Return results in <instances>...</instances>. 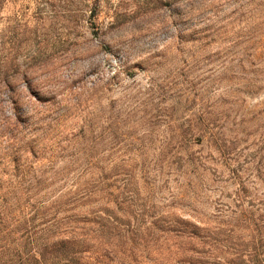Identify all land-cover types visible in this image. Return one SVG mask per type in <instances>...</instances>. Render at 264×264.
<instances>
[{
    "label": "rangeland",
    "instance_id": "rangeland-1",
    "mask_svg": "<svg viewBox=\"0 0 264 264\" xmlns=\"http://www.w3.org/2000/svg\"><path fill=\"white\" fill-rule=\"evenodd\" d=\"M64 254L264 264V0H0V264Z\"/></svg>",
    "mask_w": 264,
    "mask_h": 264
},
{
    "label": "trees",
    "instance_id": "trees-1",
    "mask_svg": "<svg viewBox=\"0 0 264 264\" xmlns=\"http://www.w3.org/2000/svg\"><path fill=\"white\" fill-rule=\"evenodd\" d=\"M79 255H80V254H79ZM63 259H64V260L66 259V261H67L68 264H72V263L74 262V261L72 260L71 256H69V254H64V255H63ZM78 261H79L80 264H83L82 261H81V259H80V256L78 257ZM38 262H39V263H42V264H47V263L45 262V260H43V258H40Z\"/></svg>",
    "mask_w": 264,
    "mask_h": 264
},
{
    "label": "water",
    "instance_id": "water-1",
    "mask_svg": "<svg viewBox=\"0 0 264 264\" xmlns=\"http://www.w3.org/2000/svg\"><path fill=\"white\" fill-rule=\"evenodd\" d=\"M80 259L82 261L83 264H88V260H87V256L84 254L80 255Z\"/></svg>",
    "mask_w": 264,
    "mask_h": 264
}]
</instances>
